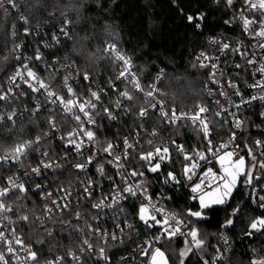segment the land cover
I'll return each instance as SVG.
<instances>
[{
	"label": "built area",
	"instance_id": "obj_1",
	"mask_svg": "<svg viewBox=\"0 0 264 264\" xmlns=\"http://www.w3.org/2000/svg\"><path fill=\"white\" fill-rule=\"evenodd\" d=\"M221 1L224 2V0ZM5 6L9 9L6 14L10 15L19 12L17 9H12L8 5ZM244 8L245 5L242 0L238 9L233 11V13L224 20V23L225 21H231V23H225L226 26H236L240 28L241 34H229L225 38L223 37L224 34L211 35L208 38V49L198 50L195 54V60L199 64L205 65L210 70V77L205 83L204 90L208 99L207 103L199 104L196 107L169 108L166 101L160 95L159 80L161 77L157 79V76L160 74V72H158L154 77V81L151 83V86H154L156 91L151 97H147L141 93L148 102L146 105L140 107H147L149 109V116L151 113H155L160 120L170 125L194 124L192 120L187 117L198 112L199 107H206L209 111L201 113L200 115L202 118L206 117L207 121L210 122V135L205 138L203 132L200 130L199 121L194 124L201 132L205 142V149L200 153L205 159H200L199 155L195 156L188 165V167H191L193 163L197 165L191 172L185 175L183 180V185L188 197L192 201L199 202L198 198L194 200L192 197H198L222 184L219 177L223 175V172L217 157L223 155L225 151H232L233 147L238 145L239 147L236 149L237 155L245 157L247 169L252 171L254 177H258V179H253L250 185V199L253 207L258 211L255 216V218H257L264 216V208L259 207V197H264V169H261L259 163H257L258 161H264V155H262V153H264V147L255 144L256 140L264 141V120H262L259 115L260 112L264 111V101L256 99L253 100L251 104H241V101L242 99L250 100L253 96H264V88L251 87V85L257 84L258 82L264 84V73L259 71L260 66L264 65V48L259 47V44L264 42V38L257 37L244 30L242 20L240 19L241 11L244 10ZM244 14L249 19L259 16V13L254 11H245ZM25 27L29 28L28 34L24 32ZM251 27L259 31L258 25L254 24ZM60 28L61 26L54 28L44 24H16L11 33V37L15 41L13 65L9 75L4 80H0V87L3 88L4 92H7L10 86L13 87V96L10 101H0V112L15 110L17 115L14 117V120L15 123H17L27 114L33 115L32 110L36 107L37 102H39L41 105L39 112L47 111L50 117L54 118L57 123L56 129H51L48 123V128L44 132L48 133V135L44 136L39 145H33L34 149H38L37 151L32 150L30 152L29 150L25 157H21L19 163L9 161L8 163L0 164V186H6L7 177L9 176L15 177L19 182L24 183L26 188L28 185H31L33 181L41 184V196L44 204L38 216L45 215L44 207L47 203V206L53 208L52 217L56 220V223H53L51 220H46L45 227L53 230L58 227L71 228L79 235V244L66 253L48 258H41L40 253H38L41 264H44L45 260H53L56 257H64L63 264H77L72 256L69 255L70 252L80 257L79 264H115L114 257H117L121 264H149L150 256L145 255L142 251V249L148 248L149 244L152 245L149 251L157 247L163 250L164 243L178 237H183L191 246V237L187 236L191 227L185 220L180 218L170 206L172 192L179 183L171 180L165 183V179L168 177L169 172H172L178 181H180L179 176L174 171L162 172V166L170 159V150L168 154L169 158L161 162V169L156 172L161 174L159 178V187L157 188L154 187L153 180L148 176L147 170L150 166L149 163L140 159L141 155H146L148 152L154 153L156 148L163 149L165 147L156 142V138L154 137L158 134L156 129H154L155 135H153V132L150 133L145 127H142L136 128L122 137L111 139L109 142L114 145L112 150L113 155H108L102 151V148L106 146L107 143L104 144L98 139L97 129L102 127V121L104 120L100 119V116H96V124H89L87 123L88 118L85 117L77 107H73L71 112L66 113L63 105L58 100L56 103H52L51 101L55 100L56 97H47L45 89L33 92L28 88L24 80H21L19 77H17L15 81V84L19 85L18 88L15 87V84L10 85L9 78L19 70L25 79L36 87H39L36 80L27 77V73L23 67L27 65L28 68L36 73L40 81L49 85L50 90L63 97L65 101L71 99L77 103L84 102L92 99L91 93L93 91L98 92L101 96V100L97 102L96 109L89 110L93 114L97 111H99L101 115L103 114L101 105L111 108L114 114L119 113V110L115 107V102L118 99L122 100L123 105H127L126 102L128 100L120 97L119 92L128 89H120L118 83L133 87L128 80L121 81L115 79V81L110 82L108 86H105L100 81L92 79L91 73L81 72L74 63H70L66 60L62 63H58L57 57L52 58V63L47 61L46 52L61 46L63 41L71 35L69 34L68 26V36L62 35L60 33ZM14 31L15 35L13 34ZM54 34L59 36V43L53 39ZM213 40H215L216 43H212ZM107 43L113 42L107 41L105 44ZM224 43H228L230 48L223 49L222 45ZM233 44L234 47H232ZM17 45H19L18 48L16 47ZM237 48L239 51H233V49ZM37 50H39L42 57L40 60L36 59ZM119 50L120 53L125 54L120 48ZM201 53L204 54V57L197 59L200 57ZM110 56L119 64L117 77L124 65L122 61L116 59V52H112ZM249 60L254 62L248 63ZM133 64L134 67L132 68V72L138 74L134 61ZM213 65L216 67L214 68ZM237 65L240 67H237ZM85 73L89 76L87 80L84 79ZM213 73H215V75H213ZM65 77L68 78V86L72 88V93L68 92L64 84ZM140 83L145 91L149 90V87L145 88L143 86L141 80ZM230 83H234L237 87H229ZM113 84L116 85L115 88L112 87ZM237 89L241 95H236ZM222 92L225 93V95H221ZM21 93H24V95H21ZM217 101H219V104L216 103ZM235 104H241V107L237 109L234 107ZM152 105H156V107L153 108ZM161 108L168 113L169 118L173 110H175L177 116L184 113L187 114V117L178 119L175 124H172L169 122V118L160 116ZM221 108H226L229 112H235L237 118L246 121V123L242 129H234L233 117L228 115V113L222 112L218 117L226 120L229 133L226 136L217 138L216 135L222 133V130H216L214 118L216 116L215 113L220 111ZM75 115L81 117V122H77L74 119ZM126 116L128 115L120 113L116 120L110 121L120 122L122 118ZM8 123L13 124L12 121H8L7 119L0 124ZM81 127L85 130H92L96 134L95 142L88 141L87 137L80 131ZM233 131L237 133V139L230 142L229 137ZM69 132L76 133L74 136L76 142L79 143L83 141L81 148L82 155L76 151L74 146H65L67 143V134ZM37 135L30 140H34ZM62 136L65 137V139L62 140ZM125 138H128L129 143L133 145L132 148H126L124 144ZM209 140H211V145L209 144ZM149 141H151V143H149ZM224 143H228L229 148L218 152L217 149ZM245 145H247V147ZM249 148L252 149L256 157L255 161L252 159V156L247 154ZM41 152H47L49 155L44 157L41 155ZM126 152L127 157L125 158ZM89 155H94L95 160L92 164L88 165L86 170L81 171L74 167L77 163H85ZM115 156L121 157L119 164L122 165V167L116 166L114 160ZM236 158L237 157L234 156L233 159ZM41 160L53 163V168L42 169L43 174L37 177L31 172V168L38 166ZM109 161L112 162L109 163ZM137 161L146 164L148 169L141 165L137 167ZM155 162L156 160L154 159L153 163ZM57 164L59 165L58 168L55 167ZM98 164L104 165L103 176L96 170ZM254 164L255 167H253ZM209 168L216 174L217 179L204 176V173ZM133 171L143 172L144 175L132 176L131 172ZM25 173H27V175ZM189 176H191V179L188 178ZM243 179L245 180V177H239L238 184ZM89 181H91V184L88 183ZM138 184H142L143 189L147 190L146 195L151 197L150 202L145 198V195L131 197L127 193L122 192L124 187L132 186L135 189V186ZM196 184H201V192L193 193L191 188ZM85 187H89V191L91 192L90 196L84 192ZM64 189L67 191H64ZM143 189H137V191L142 192ZM47 193H51L52 195L49 200L45 201L44 197ZM118 194L126 198L120 199L117 204H113V199L117 197ZM65 197H67V203L70 205V208L61 212L52 205L51 201L56 200L57 203L63 204ZM101 201H103L102 208L97 209L93 207V204ZM141 203H144L150 209L154 207L162 211L152 212L160 223L156 224L150 221V223H153V226L149 228L145 225L146 229L144 234L140 233L138 236L141 230H139V219H137V217ZM76 211L82 213L79 220L75 218ZM5 215L10 217L8 213ZM173 215H175V219L172 218ZM165 219L168 221L167 224L164 223ZM12 220L14 221V219ZM61 220L70 221L74 227H68L66 224L61 223ZM177 221H181V223H177ZM89 225L91 227H89ZM13 227H17L18 229L17 224H10L8 221L0 222V231H3L10 239L12 238L11 229ZM77 228L80 229V231H77ZM176 228L180 229V233H177L174 237L168 238L165 229L172 231ZM95 229H98V231H94ZM102 232H106L109 235L107 237H101L100 233ZM248 232L249 229L245 232V235L253 237L256 231H253L251 235H247L246 233ZM113 233L117 237L115 240L111 239V234ZM157 236L160 237L159 241L154 239ZM223 237H227V244H225ZM86 239L94 244L93 249H88L87 245L83 244V241ZM101 246L105 248L107 260L99 256L98 250ZM233 247L234 243L232 236L227 231H221L217 239L212 242L209 253L201 252L194 247L193 252L200 264H202L200 259L201 255L208 259L209 264H211V258L217 255V249H219L220 252L224 253L226 258L223 261H218V264H226ZM13 248L16 250L15 255L7 252L6 243L0 242V251L5 253L6 259L14 264H24L26 256L25 249L16 244H13ZM81 248H84L85 251L81 252ZM33 250L36 251L37 249L33 246ZM163 252L165 251L163 250ZM256 259H264V252L254 260Z\"/></svg>",
	"mask_w": 264,
	"mask_h": 264
},
{
	"label": "trees",
	"instance_id": "obj_2",
	"mask_svg": "<svg viewBox=\"0 0 264 264\" xmlns=\"http://www.w3.org/2000/svg\"><path fill=\"white\" fill-rule=\"evenodd\" d=\"M18 2L20 3L18 13L9 15L0 9V56L7 58L12 56V60L2 71L0 80L9 75L13 65L15 41L11 33L13 25L23 24L19 15L22 13L27 16L29 24H44L58 28L62 25L63 17L56 9V5L66 8L70 3L78 4L80 0H43V6L38 8L33 7V0ZM241 2L242 0H234L233 6L229 8L223 1L217 4L214 0H100V6H97L95 0H88L82 10L83 18L78 20L76 12L67 11L68 17L72 20V23L68 24L71 35L61 46L46 52L47 61L52 63V58L57 57L58 63L65 60L74 63L81 72L91 73L92 79L108 86L110 82L115 81L119 71V64L105 51V43L114 42L132 58L145 88L151 86L156 73L163 70L159 80L160 95L169 108L196 107L208 102L204 90L205 83L210 77V70L195 60V54L198 50L208 49V38L211 35L224 34L225 38L229 34H241L240 28L226 26L224 23L225 18L237 10ZM53 12L55 14L50 15ZM199 13H204L205 19L197 29L186 17ZM118 85L120 89L127 88L130 94L135 96L134 101L126 102L127 105L134 106L133 111L147 104L145 96L135 91L133 87L122 83ZM49 117L47 111H42L35 115L27 114L15 124H0V155L10 151L18 143L33 139L37 134H44L48 128ZM149 117L146 121L136 115L123 117L120 122L104 119L102 127L97 129L98 139L106 144L111 139L122 137L136 128L145 127L150 133L156 129L158 131L154 136L156 142L170 150V159L162 166V172L174 171L180 180L172 192L171 208L191 228L199 230L201 237L205 239L204 253L210 252L212 242L221 231H227L232 236L234 247L226 264H251L252 260L264 252V231H256L253 237L245 235L250 222L258 213L251 203V186L244 183L243 179L226 204L213 205L206 211V219L197 220L189 217L187 211L198 210L199 202L188 197L183 185L186 175L184 168L198 156L197 153L204 151L203 136L194 124H166L155 113H151ZM214 126L216 130H222V133H217V138L228 135L229 127L224 118L215 116ZM176 145H181L184 152H180ZM185 154L192 159L186 160ZM137 162V167L141 165L148 169L146 164ZM147 172L154 182V187H159L161 174L149 170ZM37 183L33 181L28 185V191L20 194L22 199H15V193H10L6 198L9 202L14 201L12 203L14 211L8 213L14 221L20 212L29 209H35L36 216L41 213L44 203L41 196L42 188L37 189ZM238 206L240 210L233 217L231 213ZM227 219H233V226L223 228L222 225ZM138 225L141 230L139 236L140 233L144 234L146 226L140 220ZM17 226L18 230L22 229L23 237H29L34 241L39 234L44 240L42 245L33 243L37 250L42 249L39 251L41 258L66 253L79 244V235L71 228H55L53 236L48 237L38 223L33 224L31 228L23 222ZM34 229H38V232L33 231ZM185 241V238L178 237L163 244L171 264H179V252L185 248ZM114 263L121 264L117 257H114ZM185 264L200 262L192 252L185 260Z\"/></svg>",
	"mask_w": 264,
	"mask_h": 264
},
{
	"label": "snow or ice",
	"instance_id": "obj_3",
	"mask_svg": "<svg viewBox=\"0 0 264 264\" xmlns=\"http://www.w3.org/2000/svg\"><path fill=\"white\" fill-rule=\"evenodd\" d=\"M97 6H100V0H95ZM221 2V0H214V3L219 4ZM245 8L244 10L241 11V15H240V19L242 20V24H243V28L246 32H250V34H254L257 37H261L264 38V0H243ZM88 3V0H80V2L78 4H73L70 3V5H68L66 8H61V6L59 4L56 5V9L60 11L61 16L63 17V21H62V25L60 28V33L64 36H68V31H67V26L68 24L72 23V20L68 17L67 15V11H74L77 14V19H81L83 18L82 16V10L86 7ZM224 3L231 8L234 4V0H224ZM5 5L10 6L12 9H17L19 11L20 9V3L18 2V0H0V9H3L5 12H8L9 9L8 7H6ZM43 6V0H33V7L34 8H38V7H42ZM245 11L247 12H257L259 13V16L249 19L248 17L245 16ZM55 13H50V15H54ZM19 19L21 21H23V23L25 25L29 24V20L28 17L23 15L22 13L19 15ZM187 21L191 24L194 25L195 28L199 29L201 27L202 22L205 19V14L204 13H199L198 15H187L186 17ZM199 21V22H197ZM225 23H231V21H225ZM258 25L259 27V31H256L255 28H252V25ZM13 28H15V25H13ZM25 34H28L29 32V28L25 27L24 29ZM13 34L15 35V31L13 32ZM53 39L57 41V43H59V36L57 35H53ZM212 43H216L215 40L212 41ZM17 48L19 47V45L16 46ZM259 47L264 48V42H261L259 44ZM223 49H229L230 45L228 43H224L222 45ZM105 51L108 52L109 54H111L112 52H116L117 56L116 59H118L119 61L123 62L124 67L122 68V70L119 72V75L116 77L117 80H128L132 85L133 88L140 93H143L145 96L147 97H151L153 96L154 92L156 91V89L154 88V86H149V90L145 91V89L141 86L140 80H139V76L137 73L132 72V68L134 67L133 64V60L130 56H128L127 54H123L120 53V50L118 48V45L116 43H107L105 45ZM233 51H239V49H233ZM201 57H204V54L201 53L200 57H198L197 59H200ZM42 57L39 53V50H37V54H36V59L40 60ZM254 61L249 60L248 63H253ZM205 66V65H202ZM24 70L27 73V77L31 78L32 80H36L37 83L39 84V87H36L34 84L30 83L27 79H25V77L22 75L21 71L17 70L16 73L11 76L9 78V82L10 85L15 84V81L17 79V77H19L21 80H24V82L27 84L28 88L31 89L33 92H38L40 91V89H45L46 93H47V97H53L55 96L56 99L52 100V103H56V101L58 100L64 107V111L66 113L71 112L73 107H77L79 109V111L81 113H83V115L85 117H87V123L89 124H96L97 120H96V116H100V119H108V120H116L118 115L120 113H123L124 115H136L139 119L141 120H146L149 119V109L147 107H139L137 109H135V111H133V105H123L122 100L118 99L115 102V107L116 109L119 110V113H113V111L111 110V108L109 107H104L103 105H101L102 109H103V114L101 115V113L99 111L95 112L94 114L91 113L89 110L90 109H96L97 108V102H99L101 100V96L98 92L93 91L91 93V97L92 99H89L87 101L84 102H80L77 103L71 99L65 101V99L61 96H59L56 92L51 91L49 88V85L45 84L43 81H40L39 78L37 77L36 73L28 68L27 65H24ZM213 67L215 68L216 66L213 65ZM237 67H240L239 65H237ZM259 71L261 73H264V65H261L259 68ZM163 75V70H160V74L157 76V79H159L161 76ZM213 75H215V73H213ZM84 79L87 80L89 79V76L87 73L84 74ZM64 84L67 87V90L69 93H72V88L70 86H68V78L65 77L64 78ZM15 87H19L18 84H15ZM113 88L116 87V85H112ZM229 87L231 88H236L237 86L234 83H230ZM251 87H262L264 88V84L261 83H257L254 85H251ZM21 95H24V93H21ZM221 95H225V93H221ZM236 95H241V93L239 92V90L237 89L236 91ZM13 96V87H9L7 92H4L3 88L0 87V101H10V99ZM119 96L128 100V101H134L135 100V96L133 94H130V92L128 90H124L119 92ZM256 99H260L262 101H264V96H253L251 97L250 100H243L241 101V104H251L253 100ZM217 104H219V101L216 102ZM241 104H235L234 107L239 109L241 107ZM153 108L156 107V105H152ZM41 109V105L39 104V102H37L36 107L32 110L33 115H35L37 112H39ZM27 110V109H26ZM209 110L206 107H199L198 112H196L195 114H193L190 117H187V114L182 113L180 116L176 115L175 110L172 111V115L169 118L168 117V113L165 112L163 110V108H161L160 111V116L161 117H166L169 118V122L172 124H175L176 121L178 119L181 118H189L192 120V122L195 124L197 121H199V125H200V130L203 132V135L205 138L209 137L210 135V122L207 121V118L201 117V113H206ZM222 112L224 113H228V115L233 117V127L234 129H242L245 126L246 121L241 120L239 118H237L236 113L235 112H229L228 109L226 108H221L220 111H217L215 113L216 116H220L222 114ZM17 115V112L15 110H12L10 112H0V123H3L5 119H7L8 121H12L13 124L15 123L14 117ZM260 117L262 118V120H264V111L260 112ZM74 119L77 122H81V117L79 115H75ZM48 123H49V127L51 129H56L57 128V123L55 121L54 118L49 117L48 118ZM80 131L87 137L88 141H93L95 142L96 140V134L92 131V130H85L83 127H81ZM156 133L153 132V135H155ZM48 133H44L43 135H37L35 137L34 140H28V141H24L21 143L16 144L10 151L5 152L3 155H0V164H4V163H8L9 161L13 162V163H19L21 160V157H25L28 154L29 150H33V151H37L38 149H34L33 145H39L41 140L44 138V136H47ZM76 135L75 132H69L67 134V143H66V147L68 146H74L76 151L78 153H80L81 155L83 154L81 152V148H82V144L83 141L81 142H76L74 139V136ZM61 139H65V137H61ZM237 139V133L235 131H233L229 137L230 142L231 141H235ZM149 143H151V141H149ZM124 144L126 146V148H132L133 145L129 143L128 138L124 139ZM209 144L211 145V140H209ZM255 144L257 146H261L264 147V141L261 140H256ZM247 147V145H245ZM113 147L114 145L111 142H108L106 146H104L102 148V151L104 153H107L108 155H113ZM177 149L180 152H184V149L181 145H176ZM239 146L236 145L233 147L232 151H225L223 155H219L217 157L218 162L220 163V167L221 170L223 172V175L219 177V180L222 181V184L218 185L212 193H204L197 196H193L192 198L195 200L198 198L199 200V208L198 210H188L187 211V215L189 217H194L197 220L200 219H206V211L210 210L213 205H223L226 204L228 202V199L232 197V193L233 190L237 188V184H238V178L243 176L245 177L244 183L251 185L253 179H258V177H254L252 171L248 170L246 168V160L244 156H238L236 149ZM229 148V144L228 143H224L221 144L219 146V148L217 149V151L219 152L220 150L223 149H228ZM211 150V149H209ZM169 149L167 147H164L163 149L161 148H156L155 152H148L146 155H141L140 159L143 161H147L149 163V171L152 173H156L158 171H160L161 169V162L165 161L166 159L169 158ZM249 156H252V159L255 161L256 157L252 152V149L249 148L248 149V153ZM41 155L44 157H47L49 154L47 152H41ZM197 155L200 156V159H205V157L200 154L197 153ZM262 155H264V153H262ZM234 156H236V159H233ZM127 157V152L125 153V158ZM186 160H191L192 157L188 156L187 154H185L184 157ZM156 160L155 163H153V160ZM95 160V156L94 155H89L86 162L85 163H77L74 165V167L76 169H79L81 171H84L87 169L88 165L92 164ZM114 160L116 162V166L117 167H122V165L119 164V161L121 160V157L119 156H115ZM112 161H109V163H111ZM257 163H259V167L261 169H264V161H258ZM227 165V166H226ZM197 165L195 163L191 164V167L185 166L184 168V172L187 175L189 172L192 171V169H194ZM55 167H59V165H55ZM253 167H255V164L253 165ZM53 168V163L51 162H46L44 160H41L39 165L36 167H32L31 168V172L33 174H35L37 177L41 176L42 173V169H51ZM97 172L103 176L104 175V165L103 164H98L97 165ZM27 175V173H25ZM132 176H143L144 173L143 172H137V171H133L131 172ZM205 177H211L212 179H217V176L214 172H212V170L209 168L205 173H204ZM189 179H191V176L188 177ZM169 180L179 183V181L177 180L176 176L172 173L169 172L168 173V177L165 179V183H168ZM89 184H91V181L88 182ZM36 188L40 189L41 188V184L37 183L36 184ZM137 189H143V185L142 184H138L135 186V189L132 186H126L123 188L122 192L123 193H127L129 196L131 197H137L138 195H145V198L150 202L151 201V197L146 195L147 190L143 189L142 192H138ZM28 191V189L26 188L25 184L22 182H19L15 177L9 176L7 177V184L6 186H0V222L2 221H8L10 224H19L20 222H23L25 225H27L28 227H32L33 224L38 223L39 226L41 228H44V232L46 233V235L48 237H52L53 236V229L51 228H47L45 227V222L46 220H51L53 223H56V220L53 219L52 217V213H53V208L47 206V203L45 204L44 207V213L45 215H41V216H36L35 214V209H29L26 212H20L17 217L16 220L13 221L11 219V217L5 215L6 213H10L13 212V206L12 203L14 202H9L7 201L5 198L9 197L10 193H15V199H22V196L20 194L26 193ZM64 191H67L66 189H64ZM191 191L193 193H198L201 192V184H196L194 187L191 188ZM84 192L87 193L89 196L91 195V192L89 191V187H85L84 188ZM51 193H47L44 197L45 201L49 200L51 198ZM126 197H123L122 195L118 194L117 197H115L113 199V204H117L118 201L120 199H125ZM260 200V204L259 207L264 208V197H259ZM52 205L55 206V208L57 210H60L61 212H63L64 210H67L70 208V205L67 203V197L64 198V203L60 204L57 203L56 200H52L51 201ZM103 206V201L98 202L96 204H93L94 208H102ZM239 206L233 210V212L231 213V215L234 217L236 216V214L239 212ZM154 211H162L161 209H155L154 207L152 209H150L148 206H146L144 203H141L139 210H138V217L139 220L144 222V224L151 228L153 226V223H150V221L155 222L156 224H159L160 221L156 219V216L154 214H152V212ZM82 213L79 211L75 212V218L77 220H79L81 218ZM30 217H35V219H30ZM173 219H175V215H173L172 217ZM61 223L66 224L68 227H74L70 221H60ZM165 224L168 223L167 219H165L164 221ZM177 223H181V221H177ZM233 219H227L225 221V223L222 225L223 228H229L231 226H233ZM89 227H91L89 225ZM131 227V226H129ZM77 231H80V229H76ZM33 231H37L38 229H34ZM94 231H98V229H95ZM165 231L167 232V236L168 238L174 237L175 235H177V233H180V229L176 228L172 231H168L167 229H165ZM253 231H264V216L262 217H257L254 218L250 224H249V232L246 233L247 235H251ZM22 229H20L18 231L17 227H13L11 229V239L5 235V233L3 231H0V242L6 243L7 244V252L10 254L15 255L16 250L13 248V244L19 245L21 248L25 249L26 251V256L24 259V264H41V259L39 256V251H42V249H38L36 251L33 250V243L35 245H42L44 243V240L41 238V236L38 234L36 235L35 240L33 241L31 238L29 237H23L22 236ZM182 234V233H181ZM109 234L106 232H102L100 233L101 237H107ZM187 236L191 237V246L189 245V242L186 240L185 241V248H183L182 250H180L179 252V264H185V260L189 257V254L193 252V247L197 250H200L201 252L206 251V249L204 248L205 245V239L203 237H201L199 230L197 228H191V230L187 233ZM117 237L115 236V234H111V239L115 240ZM156 241L160 240V237L157 236L154 238ZM225 244H227V237H223ZM28 241L27 243L25 241ZM84 245H87L88 249H93L94 244L92 242H90L89 240H84L83 241ZM152 248V245L149 244L148 248L142 249L143 253L147 256H150V262L149 264H169V260L166 257L165 253L163 251H161L160 248H154V250L149 251V249ZM81 252H84L85 249L81 248L80 249ZM99 256L105 260H107V256L105 255V248L103 246L99 247ZM69 255L72 256L73 260L77 262V264H79V260L80 257L77 256L75 253L70 252ZM225 256L223 252H220L219 249H217V255L213 256L211 258V264H218V261H223L225 260ZM202 264H209V260L204 258L203 255H201L200 257ZM64 261V257H56L53 260H45L44 264H63ZM0 264H10V260L5 258V253L0 251ZM251 264H264V259H256V260H252Z\"/></svg>",
	"mask_w": 264,
	"mask_h": 264
},
{
	"label": "rangeland",
	"instance_id": "obj_4",
	"mask_svg": "<svg viewBox=\"0 0 264 264\" xmlns=\"http://www.w3.org/2000/svg\"><path fill=\"white\" fill-rule=\"evenodd\" d=\"M11 60H12V56L9 57V58L0 56V75H1L2 71L4 70V68L6 67V65H7ZM246 168H247V165H246ZM213 190H214V189L209 190V191H207V192H205V193H212ZM234 190H235V189H234ZM234 190H233V192H234ZM232 194H233V193H232ZM163 250H164V249H163ZM163 250H162V248H161V251H163ZM164 253H165V252H164ZM165 255H166V257L168 258V255H167L166 253H165ZM168 260H169V258H168ZM169 264H171V263H170V260H169Z\"/></svg>",
	"mask_w": 264,
	"mask_h": 264
}]
</instances>
